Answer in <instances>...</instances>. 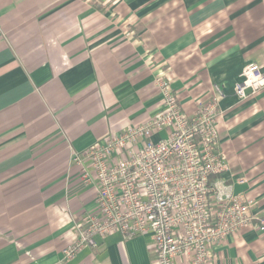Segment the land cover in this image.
<instances>
[{
    "label": "crops",
    "instance_id": "obj_1",
    "mask_svg": "<svg viewBox=\"0 0 264 264\" xmlns=\"http://www.w3.org/2000/svg\"><path fill=\"white\" fill-rule=\"evenodd\" d=\"M249 62L264 69V0H0V264H155L142 235L63 251L97 196L73 150L159 113L161 75L189 114L222 88V178L264 217V90L235 93ZM211 257L264 264V231L233 234Z\"/></svg>",
    "mask_w": 264,
    "mask_h": 264
},
{
    "label": "built area",
    "instance_id": "obj_2",
    "mask_svg": "<svg viewBox=\"0 0 264 264\" xmlns=\"http://www.w3.org/2000/svg\"><path fill=\"white\" fill-rule=\"evenodd\" d=\"M157 84L163 102L159 113L73 150L79 180L94 185L97 196L76 222V238L64 249V259L97 247L96 237L118 232L125 238L148 236L155 264H212L211 249L231 235L264 231V217L222 178L229 170L217 129L222 88L216 86L212 97L189 114L169 78L161 75ZM262 90L263 67L247 63L236 95L247 99ZM161 132L166 135L155 140Z\"/></svg>",
    "mask_w": 264,
    "mask_h": 264
}]
</instances>
